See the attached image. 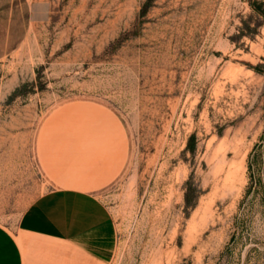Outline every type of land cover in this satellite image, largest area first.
Segmentation results:
<instances>
[{"label":"rangeland","instance_id":"1","mask_svg":"<svg viewBox=\"0 0 264 264\" xmlns=\"http://www.w3.org/2000/svg\"><path fill=\"white\" fill-rule=\"evenodd\" d=\"M251 2L0 0V264H264Z\"/></svg>","mask_w":264,"mask_h":264},{"label":"bare ground","instance_id":"2","mask_svg":"<svg viewBox=\"0 0 264 264\" xmlns=\"http://www.w3.org/2000/svg\"><path fill=\"white\" fill-rule=\"evenodd\" d=\"M243 168L244 167L242 159L234 160L231 162L222 161L221 163H219L218 170L223 175L218 183L221 192L228 195H234L239 192V186L242 184L243 181Z\"/></svg>","mask_w":264,"mask_h":264},{"label":"trees","instance_id":"3","mask_svg":"<svg viewBox=\"0 0 264 264\" xmlns=\"http://www.w3.org/2000/svg\"><path fill=\"white\" fill-rule=\"evenodd\" d=\"M250 4L252 8L258 13V15L264 20V2H251ZM262 67L263 66H257L254 69L259 73H263L261 70Z\"/></svg>","mask_w":264,"mask_h":264}]
</instances>
